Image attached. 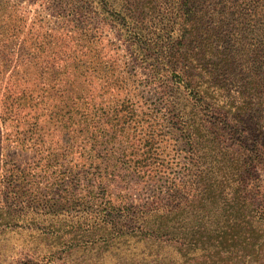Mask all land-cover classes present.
I'll return each mask as SVG.
<instances>
[{
	"label": "trees",
	"instance_id": "trees-1",
	"mask_svg": "<svg viewBox=\"0 0 264 264\" xmlns=\"http://www.w3.org/2000/svg\"><path fill=\"white\" fill-rule=\"evenodd\" d=\"M23 1L2 0L3 9L10 13H4L0 22L4 29L0 36H7L0 39V62L17 63L13 65L17 79L22 74L31 78L46 72L74 86L59 90L62 94L56 98L52 91L32 95V109L38 107L34 102L39 98H47L54 110L66 103L64 117L58 119L56 113L54 118L75 124L77 112L91 107L77 96L81 90L89 93L101 81L125 93L129 85L128 79L118 75L120 57L107 53L110 46V51L118 49L109 33L125 45L127 64L141 69L153 89L154 100L147 99L144 108L156 115L141 117L135 108L138 104L131 103L121 123L127 128L139 123L146 129L139 144H131L136 155L105 161L118 169L123 162L127 165L126 174H115L120 190L152 195L125 211L103 213L98 226L105 227L110 218L131 219L135 210L156 212L153 220L151 216L142 223L134 221L128 229L108 225L111 232L105 236L117 239L109 243L114 252L131 249L140 237H215L217 248L239 246L240 240L245 248H256L226 264H264L259 260L264 254V0H34L42 8L35 12L31 31L22 34L30 12ZM46 18L55 20L57 28ZM105 41L104 49L100 48ZM7 67L0 66V75L8 73ZM0 101L1 119L8 121L9 111L19 107L10 95L0 96ZM170 133L181 145L183 158L180 151L176 159L164 156ZM28 148L23 146V152ZM63 148L36 143L30 150L40 164L30 170L14 167L7 171L10 185L0 182V236L8 232L11 237H40L39 243L48 234L56 233L55 241L63 237L54 231L43 230L38 236L36 232L48 227L52 214L66 216L58 213L67 206L64 198H45L42 190L18 188L37 171L60 173L63 181L90 172L88 156L97 154L92 143L71 144L68 153H60ZM68 157L70 166L65 165ZM78 161L84 163L83 170ZM13 181L17 183L14 189ZM166 221H179L181 226L169 234ZM151 222L157 227L149 228ZM248 237H259L258 248L257 241ZM193 243L199 241L177 244ZM72 244L66 242L64 247ZM141 244L143 255L149 258L151 247ZM30 248L37 250V246ZM58 252V248L51 249L43 260L54 259Z\"/></svg>",
	"mask_w": 264,
	"mask_h": 264
},
{
	"label": "rangeland",
	"instance_id": "rangeland-1",
	"mask_svg": "<svg viewBox=\"0 0 264 264\" xmlns=\"http://www.w3.org/2000/svg\"><path fill=\"white\" fill-rule=\"evenodd\" d=\"M23 5L27 6L30 12L27 13L28 27L22 31V34L31 31L29 28L36 16L35 12L42 8L40 2L34 0H29V2L24 0ZM24 10H21L20 13L23 14ZM6 12L10 13L3 9L2 0H0V22ZM45 22L53 26L56 21L49 22V19L46 18ZM55 26L57 28L58 23ZM44 27L47 30V26ZM3 33L4 29L0 26V35ZM4 35L0 36V39L7 38L6 34ZM109 35L112 42L118 43V49L110 51V46L107 53L112 57H120L117 59L121 61L120 65L122 66L119 67L118 75L124 80L128 79L129 89L123 93L115 87H108L101 81H97L89 93L81 90L77 96L81 98L82 103L89 101L91 107L89 111L80 110L77 112V118H74L75 124L59 122L54 118L56 113H59L58 119L64 117L63 113L68 111L66 103L54 110L48 106L47 98H39L34 102L38 107L35 109L30 107L32 95L43 96L52 91L51 95L56 98L62 94L61 91L58 92L59 90L68 87L73 89L74 86H68L67 81H64L60 76H46V72H40L31 78L22 74L19 76L20 79H17L13 75V65L17 63L0 62V66L8 65L7 70H9L8 73L0 75V96L4 99L6 95H10L11 100L16 101L17 107H19L9 111L10 119L7 121L1 119L2 106L0 105V182L10 185L7 180L9 177L7 171L11 168L15 167L24 171L41 163L38 158L34 157V152L30 150L36 143L63 146L64 148L60 150V153L62 150L68 153V145L71 144L92 143L97 149L96 156H88L89 164L93 167L89 173L82 172L77 175L78 177L72 176L67 181H63L65 177L61 176L60 173L56 175L37 171L33 173L35 174L34 177H29L22 186H18V188L29 191L39 189L41 192L42 190L45 198L60 196L64 198L63 205L67 206L65 209H58V213L66 216L58 218L52 214L50 221L47 222L48 227L36 232L38 236L43 230L46 233L54 231L63 237L57 238L55 241L52 238H55L56 233H52L46 235L45 242L40 241L39 243L36 239L40 237H11L8 232L2 234L0 236V264H226L228 261L232 263L238 261L242 256L256 248H245L244 245H241V240L239 246L217 248L219 243L214 239L215 237H170L171 235L167 237H140L139 242L135 243V246L132 245L131 249L126 248L124 250L121 248V251L123 249L124 252L116 254L109 243L117 239L113 236L107 237V234L111 232L107 226L117 224L118 228L128 229L136 224L134 221L142 223L151 216L153 220L156 211L141 214L140 210H135L136 214L131 219L125 217L121 220L114 219V221L110 218L105 227L98 226V223H101L99 218L103 213L110 211V209L125 211L131 205L147 201L152 195L150 191L120 190L116 183L118 179L115 178V174L121 172L126 174L124 168L127 165H124L123 162L118 169L108 165L105 161L108 159L116 160L115 158L128 160L136 155V149L131 147V144L136 142L137 146L146 129L139 123H134L137 126L134 128L121 125L129 114L131 103L138 104L135 108L141 117L145 113H150L151 116L157 113L149 112L144 108L147 99H154L153 89L146 84L143 71L127 64L130 62L127 48L117 41L113 34L109 33ZM106 43L105 41L100 48L104 49ZM6 56L3 55V59ZM1 58L2 56H0ZM82 88L86 89L87 87L82 86ZM72 95L74 94L72 93L70 96ZM67 102L71 104V100ZM166 130L169 131L168 128ZM170 132H172L171 129ZM128 140L130 141L128 142ZM166 142H168V147L164 156L176 159L177 152L180 151V156L183 158L185 154H183L181 145L173 133L167 136ZM169 143L174 145L169 147ZM176 144L178 146H175ZM23 146L29 147L25 149L28 150L27 152H23ZM118 150L120 152H117ZM75 157L78 156L75 155ZM70 159V157L67 158L66 166H70ZM77 163L79 169L83 170L84 163L81 161ZM51 164H55V162ZM15 186L17 183L13 181L11 188L14 189ZM180 226L179 221L176 223L166 221V231L169 234L176 232V228ZM41 227L44 228V226ZM148 227L154 229L157 224L151 222ZM248 238L252 239L253 242L259 239V237ZM261 239L264 243V237ZM163 240L166 242L163 243ZM187 240L199 241V243H193L192 246L190 244L185 246L177 244L182 243V241L187 242ZM66 242L73 244L70 247H64ZM142 242H145L149 246L148 248L151 247V250L145 249L147 254L148 251L150 252L149 258H146L147 255H143ZM257 243L258 241L256 247ZM36 246L37 250L35 251L30 248ZM57 248L60 249V252L54 259L43 260L48 251ZM213 257L217 258L214 259ZM259 260L264 263V254L259 255Z\"/></svg>",
	"mask_w": 264,
	"mask_h": 264
}]
</instances>
